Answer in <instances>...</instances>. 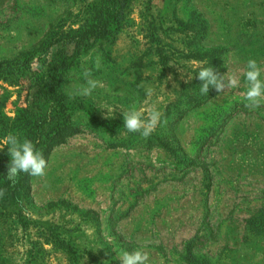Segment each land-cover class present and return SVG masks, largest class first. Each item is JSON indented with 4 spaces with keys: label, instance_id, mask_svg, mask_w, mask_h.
Masks as SVG:
<instances>
[{
    "label": "rangeland",
    "instance_id": "rangeland-1",
    "mask_svg": "<svg viewBox=\"0 0 264 264\" xmlns=\"http://www.w3.org/2000/svg\"><path fill=\"white\" fill-rule=\"evenodd\" d=\"M103 4L0 0V63L12 68L0 71V141H33L49 106L35 83L56 53L77 129L50 149L46 176L4 189L0 264H120L136 249L150 264H264V104L242 99L248 59L264 70V0H128L116 27L76 45ZM199 66L237 73L240 87L201 94ZM86 68L103 86L71 95ZM133 107L166 123L146 139L128 132Z\"/></svg>",
    "mask_w": 264,
    "mask_h": 264
},
{
    "label": "clouds",
    "instance_id": "clouds-1",
    "mask_svg": "<svg viewBox=\"0 0 264 264\" xmlns=\"http://www.w3.org/2000/svg\"><path fill=\"white\" fill-rule=\"evenodd\" d=\"M95 67L97 69L100 67L98 60L95 62ZM262 71L264 70L261 69L255 59H248L246 71L243 73L248 85L247 91L242 98L246 102V107L258 108L264 104ZM196 73V78L202 82L200 84V92L204 95L208 94L210 87L214 88L218 93H222L226 89H237L240 87V77L235 72L231 75H221L215 72L212 67L199 66ZM82 74L85 78L84 84L78 86L71 95L90 96L97 87L103 86L100 81L92 78L90 69H84ZM146 95H153V89L147 88ZM162 116L163 113L156 107L146 111L133 107L128 111H123V123L128 132L139 133L146 139L155 132L161 123H166V120H162ZM0 145H2L0 150L7 146L8 154L11 157L6 174V179L11 186H15L21 173L38 178L46 176L48 162L31 140L27 138L21 139L19 134L9 132L0 141ZM4 195L5 190L0 189V197ZM119 261L120 264H150V257L147 251L140 249L125 250L119 257Z\"/></svg>",
    "mask_w": 264,
    "mask_h": 264
},
{
    "label": "trees",
    "instance_id": "trees-1",
    "mask_svg": "<svg viewBox=\"0 0 264 264\" xmlns=\"http://www.w3.org/2000/svg\"><path fill=\"white\" fill-rule=\"evenodd\" d=\"M103 1L106 5L103 4L98 12L96 27L76 35V45L85 43L88 33L93 36H98L102 32L104 33L107 29L106 27L111 24H114V27L119 24L128 0ZM56 54L58 55V53ZM57 55L52 57L50 68L44 71L35 83L37 96H40L49 105L48 110L44 112L40 120L34 122L32 125L34 129V139L32 142L36 149L43 154L45 159L54 145L62 143L68 136L77 131L70 121L68 108L56 89L57 72L67 65V58L64 55L61 58H57ZM7 67V64L2 65L0 63V71L8 72L12 69ZM10 161L11 157L6 156L0 164V179L4 182V185L0 189H5L8 186L9 181L6 179V174ZM20 175L24 178L27 174L21 173Z\"/></svg>",
    "mask_w": 264,
    "mask_h": 264
}]
</instances>
